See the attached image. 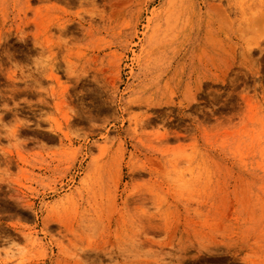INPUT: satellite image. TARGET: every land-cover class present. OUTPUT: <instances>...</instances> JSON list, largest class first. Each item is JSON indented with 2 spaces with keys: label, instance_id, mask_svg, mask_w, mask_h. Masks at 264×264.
<instances>
[{
  "label": "rangeland",
  "instance_id": "obj_1",
  "mask_svg": "<svg viewBox=\"0 0 264 264\" xmlns=\"http://www.w3.org/2000/svg\"><path fill=\"white\" fill-rule=\"evenodd\" d=\"M0 264H264V0H0Z\"/></svg>",
  "mask_w": 264,
  "mask_h": 264
},
{
  "label": "bare ground",
  "instance_id": "obj_2",
  "mask_svg": "<svg viewBox=\"0 0 264 264\" xmlns=\"http://www.w3.org/2000/svg\"><path fill=\"white\" fill-rule=\"evenodd\" d=\"M16 131V130H15Z\"/></svg>",
  "mask_w": 264,
  "mask_h": 264
}]
</instances>
